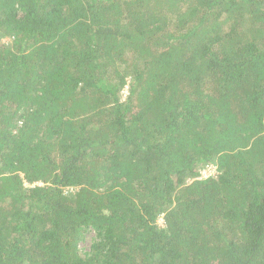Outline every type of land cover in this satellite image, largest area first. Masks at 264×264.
<instances>
[{"label": "trees", "instance_id": "obj_1", "mask_svg": "<svg viewBox=\"0 0 264 264\" xmlns=\"http://www.w3.org/2000/svg\"><path fill=\"white\" fill-rule=\"evenodd\" d=\"M0 264H264V0H0Z\"/></svg>", "mask_w": 264, "mask_h": 264}, {"label": "rangeland", "instance_id": "obj_2", "mask_svg": "<svg viewBox=\"0 0 264 264\" xmlns=\"http://www.w3.org/2000/svg\"><path fill=\"white\" fill-rule=\"evenodd\" d=\"M200 174L204 178L208 177V176L215 175L214 167L213 168L212 167H206L200 172ZM157 222H158L159 225H162L163 220H162V216L161 215L158 217ZM91 238L92 237L89 236L88 239L86 240V242L82 243V246L88 247L90 245Z\"/></svg>", "mask_w": 264, "mask_h": 264}]
</instances>
